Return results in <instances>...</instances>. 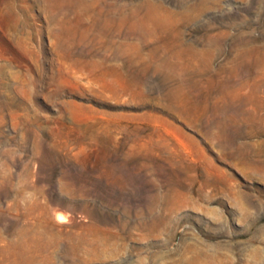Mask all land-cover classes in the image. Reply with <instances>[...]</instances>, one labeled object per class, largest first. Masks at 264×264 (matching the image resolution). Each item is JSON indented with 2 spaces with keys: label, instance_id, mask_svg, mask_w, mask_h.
Returning a JSON list of instances; mask_svg holds the SVG:
<instances>
[{
  "label": "rangeland",
  "instance_id": "1",
  "mask_svg": "<svg viewBox=\"0 0 264 264\" xmlns=\"http://www.w3.org/2000/svg\"><path fill=\"white\" fill-rule=\"evenodd\" d=\"M0 264H264V0H0Z\"/></svg>",
  "mask_w": 264,
  "mask_h": 264
},
{
  "label": "bare ground",
  "instance_id": "2",
  "mask_svg": "<svg viewBox=\"0 0 264 264\" xmlns=\"http://www.w3.org/2000/svg\"><path fill=\"white\" fill-rule=\"evenodd\" d=\"M55 215H56L57 220H59V221L62 220V218H63V216H64V215H63L62 213H60V212H58V213L56 212Z\"/></svg>",
  "mask_w": 264,
  "mask_h": 264
}]
</instances>
